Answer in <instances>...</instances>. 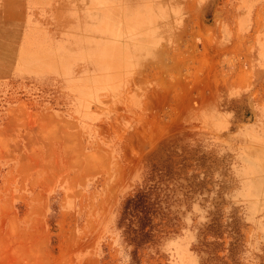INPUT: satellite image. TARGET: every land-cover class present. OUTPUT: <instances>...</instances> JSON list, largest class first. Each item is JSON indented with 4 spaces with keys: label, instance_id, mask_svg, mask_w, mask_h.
Segmentation results:
<instances>
[{
    "label": "rangeland",
    "instance_id": "rangeland-1",
    "mask_svg": "<svg viewBox=\"0 0 264 264\" xmlns=\"http://www.w3.org/2000/svg\"><path fill=\"white\" fill-rule=\"evenodd\" d=\"M183 256L264 264V0H0V264Z\"/></svg>",
    "mask_w": 264,
    "mask_h": 264
},
{
    "label": "bare ground",
    "instance_id": "bare-ground-1",
    "mask_svg": "<svg viewBox=\"0 0 264 264\" xmlns=\"http://www.w3.org/2000/svg\"><path fill=\"white\" fill-rule=\"evenodd\" d=\"M182 259L184 260L185 263H188V264H192L193 263V259L191 257L189 258V256H187V257L183 256Z\"/></svg>",
    "mask_w": 264,
    "mask_h": 264
},
{
    "label": "trees",
    "instance_id": "trees-1",
    "mask_svg": "<svg viewBox=\"0 0 264 264\" xmlns=\"http://www.w3.org/2000/svg\"><path fill=\"white\" fill-rule=\"evenodd\" d=\"M130 202H132V200Z\"/></svg>",
    "mask_w": 264,
    "mask_h": 264
}]
</instances>
